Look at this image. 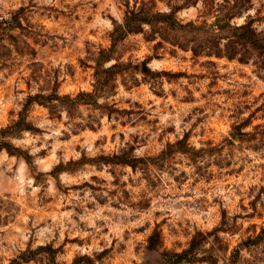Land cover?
Wrapping results in <instances>:
<instances>
[{
  "label": "rangeland",
  "instance_id": "rangeland-1",
  "mask_svg": "<svg viewBox=\"0 0 264 264\" xmlns=\"http://www.w3.org/2000/svg\"><path fill=\"white\" fill-rule=\"evenodd\" d=\"M247 22L264 0H0V264H264Z\"/></svg>",
  "mask_w": 264,
  "mask_h": 264
},
{
  "label": "trees",
  "instance_id": "trees-1",
  "mask_svg": "<svg viewBox=\"0 0 264 264\" xmlns=\"http://www.w3.org/2000/svg\"><path fill=\"white\" fill-rule=\"evenodd\" d=\"M240 28L245 30L247 33V35H244V38H245L244 42L246 44L248 43L250 46H252L253 48H255L257 50H260V52H264V38L259 37L254 32L253 25L251 24V22H247L246 24L240 26ZM217 55L220 57L224 56V55H222V53H217ZM229 57L233 58V55H229ZM156 234L160 236L159 232H156ZM150 242H151V245L154 244V236L150 237ZM235 254H236V258L234 259V261H236L240 255L239 249L235 250Z\"/></svg>",
  "mask_w": 264,
  "mask_h": 264
}]
</instances>
